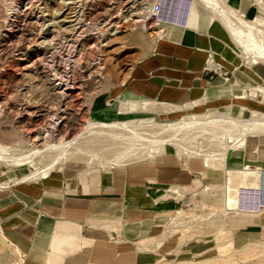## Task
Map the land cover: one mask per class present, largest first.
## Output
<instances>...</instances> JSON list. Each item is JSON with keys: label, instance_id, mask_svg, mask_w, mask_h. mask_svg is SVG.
Returning a JSON list of instances; mask_svg holds the SVG:
<instances>
[{"label": "crops", "instance_id": "0c3cea01", "mask_svg": "<svg viewBox=\"0 0 264 264\" xmlns=\"http://www.w3.org/2000/svg\"><path fill=\"white\" fill-rule=\"evenodd\" d=\"M222 1L246 21L258 17L254 0ZM171 17L172 23L165 22L151 53L133 69L113 104L119 99L145 100L169 118L228 109L242 118L252 111L264 114L261 93L255 91L259 98L246 95L253 85L264 87V69L247 63L218 16L194 0H177ZM108 104L111 101L99 102L93 111ZM165 152L123 167L85 170L67 164L39 181L19 183L0 196V226L26 249L33 264H48L51 257L52 264H160L169 257L185 263L218 255L221 227L229 245L241 253L261 247L264 192L258 198L257 167H264V155L251 156L253 162L245 170L242 153L215 169L206 167L203 154L184 155L179 164L173 147ZM218 192L228 215L224 212L219 220V214H205L201 233L176 236L169 222L184 209L209 210L202 199L208 202ZM191 201L194 206L187 208ZM189 224L186 221L185 227ZM74 231L79 241L69 248Z\"/></svg>", "mask_w": 264, "mask_h": 264}, {"label": "rangeland", "instance_id": "374dc122", "mask_svg": "<svg viewBox=\"0 0 264 264\" xmlns=\"http://www.w3.org/2000/svg\"><path fill=\"white\" fill-rule=\"evenodd\" d=\"M12 1L20 12H9L8 4ZM10 2L0 0V147L11 152V149L24 151L25 148V151L41 150L48 134L51 140L68 142L82 133L86 122L95 118L94 114L114 108L119 101L113 104L117 91L127 82L136 65L151 53L166 24L159 16L160 21L155 19L153 10L158 4L162 7L167 0ZM108 100L112 104L93 111L99 102ZM224 112L235 116L232 109ZM131 117L135 115H119L113 110L106 120ZM196 135L191 133V138L188 135L187 141L184 140L192 151L199 154L222 152L223 143L219 139ZM94 137L93 134L83 136L86 140ZM96 144H80L96 154L90 165L82 159L69 164L85 170L108 167L107 161L116 159L125 146L123 142L110 141ZM152 152L157 153L156 150ZM143 160L144 156L128 153L119 156L116 164L126 166ZM32 170V167L10 168L0 164V183L3 184L0 196L21 185L15 182ZM215 195L208 202L202 199L204 209L209 210L186 212L184 209L174 222H169V228L177 230L176 236L182 234L183 239L190 231L201 233L209 213L219 214L221 220L226 201L223 206L221 192ZM197 217L199 221L193 222ZM186 221L192 229H186ZM222 230L221 227L217 237L218 255L215 252L212 257L204 256L185 263L169 257L160 264H264V243L257 249L247 248L241 253L229 245L226 232ZM71 238L69 248L79 241L76 231ZM0 264H33L26 249L11 239L1 226Z\"/></svg>", "mask_w": 264, "mask_h": 264}, {"label": "bare ground", "instance_id": "6f19581e", "mask_svg": "<svg viewBox=\"0 0 264 264\" xmlns=\"http://www.w3.org/2000/svg\"><path fill=\"white\" fill-rule=\"evenodd\" d=\"M6 1L10 2L11 0ZM176 1L167 0L162 6L161 12L157 14V17L159 16L164 23H172L173 17L171 15L175 10ZM194 1L200 7L218 16V20L226 27L232 41L240 50L244 59L247 60V63L251 66L254 65L257 68L262 67L264 69V0H254L259 7L258 17L254 21L244 20L237 12L227 7L222 0ZM8 6L9 12H20L18 5L13 1ZM255 91L261 93L264 100V87H256L255 85L246 94L250 97L249 99L259 98V94H256ZM110 108L107 111L94 114L93 117L95 118L86 122L82 133L68 142H64V140L56 142L51 140V135L48 134L47 140H45V147L41 150L32 148L25 151V148L24 151L22 149L20 151L11 149L13 150L11 152L5 147H0V164L10 168L25 166L34 168L30 173L17 180L15 184L39 181L48 177L60 165H67L81 159L86 160V164L90 165L96 154L81 147L80 144L90 145L93 143L97 146L96 142L101 141L125 143L123 150L117 153V158L107 161L108 168L118 167L119 165L116 164L118 157L123 154H139V157L144 156L143 161H147L165 155L166 147L168 146L175 149V155H177L176 158L180 164L184 155H197L198 151H192L184 143L187 141L185 137L188 135L190 137L191 133L197 134L196 137L209 136L210 139L217 138L223 143L222 152L216 153L210 151L202 155L207 168H223L226 166L227 160L229 162L230 159H234L236 153H242L245 159L244 161L242 157V162L244 163H242V167L248 170L249 163L253 162L251 156L254 155L255 158L261 159L264 155V114H259L255 111H252L248 118L233 117L229 112L169 118L160 116L162 108L158 105L145 100L131 99H119L115 107ZM113 110L117 111L119 115L127 114L135 115V117L118 121L106 120L108 113H111ZM166 112L164 111V113ZM87 134H93L96 137L86 140L83 136ZM193 137L195 136H192V139ZM152 150H156L157 153L154 155ZM39 163H42V165L39 166ZM257 169L261 173L258 192V198H260L261 193L264 192V167L259 166ZM2 185L0 183V188H3ZM224 212L226 215L229 213L228 210ZM157 241L155 245L160 246V244L157 245ZM253 248L251 247V249ZM48 264H52V257L49 259Z\"/></svg>", "mask_w": 264, "mask_h": 264}, {"label": "built area", "instance_id": "2783aa9c", "mask_svg": "<svg viewBox=\"0 0 264 264\" xmlns=\"http://www.w3.org/2000/svg\"><path fill=\"white\" fill-rule=\"evenodd\" d=\"M161 9H162V7H161L160 4L156 5V7L154 8V17H155V19H157L158 21H160V19L157 17V14L161 12ZM210 68H212V67H210ZM194 204H195V203H194L193 201L188 202L187 205H186V207H187V208L192 207V206H194Z\"/></svg>", "mask_w": 264, "mask_h": 264}]
</instances>
